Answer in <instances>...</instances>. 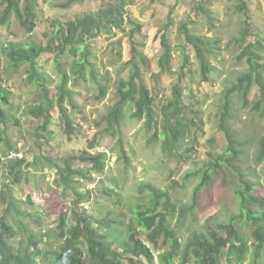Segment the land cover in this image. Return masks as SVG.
Segmentation results:
<instances>
[{"label":"rangeland","instance_id":"1","mask_svg":"<svg viewBox=\"0 0 264 264\" xmlns=\"http://www.w3.org/2000/svg\"><path fill=\"white\" fill-rule=\"evenodd\" d=\"M70 1L37 0L39 19L33 35H28L13 18L8 27L0 28V50H6V47L13 43L21 44L27 41L46 45L54 33L52 23L75 21L78 17L97 13L103 8L118 4L114 0H79L70 8L61 7ZM125 1L127 17L142 25V30L136 31L132 23H126L125 32H117L113 37L101 33L97 38L87 41L90 63L99 74V80L105 79L104 84L108 93L104 100H97L99 89L97 83L92 80L91 67L86 70L87 80L71 82L70 90L74 93L73 105L68 103L67 108L76 126L73 136L66 134L63 120L58 109H55L51 113L53 118L48 132L39 140L35 135L37 121L28 116L32 108L42 105L38 89L26 80L24 70L6 83L13 95L9 111L15 114L19 121V127H11L8 137L12 144H19L20 152L29 163L35 158L42 160L36 169L24 170L25 178L18 186L12 187L14 198H11L16 201L20 214L11 210L6 221L13 227L15 233L17 232V243L22 240L24 247L28 245L29 234L21 228V224L36 235L44 254L59 248L60 242L56 239L59 218L64 212L74 208L93 217L97 216L100 220L108 216L109 222L105 221L104 225L99 227L100 231L102 234L108 232L112 241L117 239L116 246L120 252H124L128 249L125 245L128 241L127 227L136 223L138 213L154 206V191L170 193L177 208V215L172 224L173 228H176L178 214L180 215L181 209L191 208L195 189L200 182L198 178L185 182V176L188 173L202 171L206 163L213 161L215 156H221L227 149L226 138L218 130L223 95L225 90L248 70L245 63L238 61L241 48L236 41L246 20L251 23L250 28L253 32L248 42H255V35H259L264 41V0H248V14H239L235 11L236 0H211L207 6L209 17L193 11L197 0ZM183 25H188L192 34L212 40L211 45L215 49L209 60L214 70L209 75V81H204L195 58L196 54L193 48L186 44L181 33ZM163 33L168 34L172 47L174 75L158 74L159 60L163 53L161 46ZM132 46L148 58L149 72L144 71L145 65L139 57H136L134 63L142 69V78L155 96L157 113H160L167 101H172L173 89L176 86L184 91L183 104L190 110L189 117L196 121V127H193L191 135L185 141L172 144L171 135L166 133L163 125L159 126L155 138L154 129L149 131L145 120L138 121L132 118L134 109L130 106L125 109L121 130L118 131L120 136L112 137L105 133L109 110L117 103L118 82L121 79L128 80L134 72L132 67L127 66L133 58ZM183 49L190 57L191 70L186 72L187 76L178 84L184 63L181 56ZM64 61H67L69 64L67 68L70 70L72 58L66 57ZM39 64L43 66L46 76L55 81L50 91L51 97L56 99L55 86L59 83V75L54 55H46ZM257 95V91L254 90L250 100H257ZM243 106V102H237L234 118L230 122L241 141L249 140V145L242 148L243 156L240 163L236 165L251 182L255 183L254 195L264 199L262 171L264 163L261 165L256 163L258 142L264 136V118L254 114L251 105L247 108ZM194 111L195 114H192ZM94 141L97 148L92 150V153L106 152L112 159L105 171V177L104 174L93 171L90 164L79 160L73 161L75 171L92 179V182H88L78 176L74 177L76 182L73 187L80 188L79 191L84 194L87 191L93 193L90 201L77 208L71 191L56 186L55 180L58 179L59 173L45 164L44 159L49 158L64 165L66 159L78 157L87 151ZM39 143L41 147L37 146ZM121 147L127 154L129 164L120 152ZM2 151L5 152V147ZM226 173V177L213 179L199 194L198 210L188 215L185 228L178 231L183 243L189 241L192 232L216 234L220 231V225H227L230 218L238 214V198L235 193L239 184L238 176L230 169ZM106 177H109L108 181ZM4 183H10L8 176L4 178ZM184 184L186 188L182 189ZM68 185L71 187V184ZM106 188L112 189L115 194L109 196L104 190ZM0 214L7 215V204L1 199ZM71 215L73 214L70 213V224ZM116 221H119L120 226ZM94 225L97 226L96 223ZM115 228L118 230L117 233L114 232ZM244 231L247 233L246 239H250V233L242 229L243 233ZM141 238L153 250L156 259L165 252L166 247L162 238L156 243L150 242L147 234H143ZM252 247L254 251V246ZM168 249L169 247L166 253ZM249 260L247 264H254L252 257H249ZM86 261L88 264L92 263L89 257ZM260 263L264 264V250ZM222 264L226 262L223 261Z\"/></svg>","mask_w":264,"mask_h":264},{"label":"trees","instance_id":"2","mask_svg":"<svg viewBox=\"0 0 264 264\" xmlns=\"http://www.w3.org/2000/svg\"><path fill=\"white\" fill-rule=\"evenodd\" d=\"M78 1L71 0L61 7L70 8ZM114 1L118 4L103 8L97 13L78 17L75 21L52 23L54 33L46 45L27 41L21 44L13 43L6 47V50H0V199L7 204V215L1 216L0 214V264H88L87 257L92 260L91 264H222L223 261L226 264H247L250 261L249 257H252L254 264H261V254L264 250V199L254 195L255 183L251 182L236 165L240 163V158L243 156L242 148L249 145V140L241 141L230 124L234 118L233 113L237 102H243V108L251 105L252 112L264 118V41L259 35H255L256 41L248 42V38L253 35L250 28L251 23L248 20L244 21L240 37L236 41L241 48L238 61L245 63L248 70L225 90L222 111L218 118V130L226 138L227 149L221 156H215L213 161L206 163L202 171L188 173L185 176V182H191L196 178L200 179V182L195 189L191 208L181 209L180 215L178 214L176 228H173L172 224L177 215V208L170 193L154 191V206L145 212L138 213L136 223L127 227L128 241L125 245L128 249L124 252H120L116 246L117 239L112 241L108 232L102 234L100 231L99 227L103 226L105 221L109 222L108 216L100 220L97 216L93 217L87 212L74 208L64 212L59 218L56 231V239L60 242L59 248L44 254L36 240V235L32 231L29 232L24 224H21V228L29 234L28 245L24 247L22 240L17 243V232L15 233L13 227L6 221L11 210L20 214L16 201L11 198L13 197L12 187L18 186L25 178L24 170L36 169L37 164L42 160L35 158L29 163L25 157L9 159L11 154L22 152L18 147L19 144H12L8 137L11 127H19V121L15 118V114L9 111L13 95L6 83L24 70L26 80L38 89L42 105L32 108L28 116L37 121L38 127L35 135L39 140H42L48 132L53 118L51 113L55 109H58L63 120L66 134L73 136L76 126L67 108L68 103L73 105L74 93L70 90L71 82L87 80L86 70L91 67L92 80L97 83L99 89L97 100H104L108 93L104 84L105 79L99 80V74L90 63L87 41L97 38L101 33L113 37L117 32H125L126 23H132L136 31L142 30V25L127 17L126 1ZM210 1L197 0L193 11L209 17L210 12L207 6ZM236 1L235 11L239 14H248V0ZM0 9V28L8 27L15 18L28 35H33L39 19L37 0H0ZM181 33L186 44L191 46L196 54L195 58L199 63L204 81H209V75L214 70L209 60L215 49L212 48V40L192 34L188 25H183ZM167 35L163 33L161 36L163 53L159 60L158 74L174 75L172 47ZM132 53L133 58L127 66L133 68V75L128 80L121 79L118 82L117 103L109 110L105 133L112 137L120 136L118 131L121 130L122 118L126 107L130 106L134 109L132 118L138 121L145 120L146 128L149 131L154 129L155 138L159 126L163 125L166 133L171 135L172 144L185 141L191 135L193 127H196V121L189 117L190 110L183 104L184 91L176 86L173 89L172 101H167L160 113H157L155 96L152 95L142 78V69L134 63L136 57H139L145 65L144 71L149 72L148 58L133 46ZM46 55H54L59 75V83L55 86L56 99L51 97L50 91L55 81L46 76L43 66L39 64ZM181 56L184 63L178 84L182 83L187 76L186 72L191 70L190 57L185 49L182 50ZM66 57L73 60L70 70L67 68L69 64L64 61ZM254 90L258 94L257 100L251 101L250 97ZM191 113L195 114V111ZM119 141L122 142L120 138ZM37 146L42 145L39 143ZM3 147H5V152L2 151ZM96 148L94 141L87 151L78 157L72 156L66 159L64 165L49 158L44 159L45 164L59 173L58 179L55 180L56 186L71 191L77 208L90 201L93 193L87 191L84 194L79 191L80 188L73 187L76 182L74 177L78 176L88 182H92V179L75 171L73 161L88 163L93 171L104 174L105 177V171L112 159L106 152L92 153V150ZM258 148L256 163L261 165L264 163V136L258 142ZM120 152L129 164L127 154L122 147ZM227 168L238 176L239 180L238 188L235 190L238 198V214L232 216L227 225H220V231L216 234L206 235V233L192 232L189 235V241L183 243L178 231L185 228L188 215L198 210L199 194L213 179L226 177ZM262 171L264 172V167ZM6 176L10 183H4ZM115 182L118 183L117 180ZM68 184H71V187ZM183 188H186L185 184ZM104 190L109 196L115 194L112 189ZM70 213L73 214L71 215L72 224L69 220ZM116 222L119 223V221ZM115 226L117 228L120 223ZM116 228L115 233L118 232ZM242 229L250 233V239H246L247 233L244 231V234ZM143 234H147L148 240L152 243H156L160 238L163 239L166 249L158 259L153 250L142 240ZM252 246H254V251ZM168 247L169 251L166 253Z\"/></svg>","mask_w":264,"mask_h":264},{"label":"built area","instance_id":"3","mask_svg":"<svg viewBox=\"0 0 264 264\" xmlns=\"http://www.w3.org/2000/svg\"><path fill=\"white\" fill-rule=\"evenodd\" d=\"M23 153H18V154H11L9 157L10 160L16 159V158H23Z\"/></svg>","mask_w":264,"mask_h":264}]
</instances>
